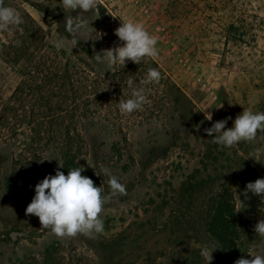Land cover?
<instances>
[{"label":"rangeland","instance_id":"1","mask_svg":"<svg viewBox=\"0 0 264 264\" xmlns=\"http://www.w3.org/2000/svg\"><path fill=\"white\" fill-rule=\"evenodd\" d=\"M4 3L20 13L26 28L33 20L46 44L67 55L95 57L108 30L115 31L121 20L142 23L157 40L158 55L152 59L191 100L206 126L199 121L188 129L160 119L133 126L130 120L117 134L110 119L94 120L83 133L81 175L109 199L100 214L104 230L92 238L57 237L25 212L39 181L56 170L67 175L56 152L47 151L36 162L24 157L22 191L5 183L13 167L0 162V264H166L176 250L197 256L205 247L213 250L209 264H234L241 257L251 259L248 253L264 256V237L254 231L264 219V201L241 195L248 182L264 178V139L227 149L204 132L225 117H231L226 124L231 128L244 109L264 112V0H97L95 9L77 17L85 27L76 46L65 29L69 12L60 0ZM13 33V26L0 31V42ZM60 38L64 46L57 48ZM18 80L16 67L0 57L1 95L8 97ZM257 150L259 162L249 158H256ZM104 168L126 194L111 196ZM218 185L234 203L237 237L231 250L221 249L205 227ZM237 196L245 204L242 210ZM201 256L208 264L209 257Z\"/></svg>","mask_w":264,"mask_h":264},{"label":"trees","instance_id":"2","mask_svg":"<svg viewBox=\"0 0 264 264\" xmlns=\"http://www.w3.org/2000/svg\"><path fill=\"white\" fill-rule=\"evenodd\" d=\"M97 15L103 13L97 10ZM13 28V37L0 42V57L16 67L19 75L8 97L0 93V162L13 167L5 178L7 185L24 190L25 158L36 162L47 151L56 152L67 170L84 166L78 159L84 149L83 133L94 120L110 119L117 134L123 133V124L130 120L133 126L159 119L188 129L199 121L206 126L191 100L152 58H143L138 64L128 61L124 66L97 64L86 53L67 55L47 45L44 32L31 19L29 27L20 24ZM108 34L102 50L122 43L113 29ZM149 68L159 71L160 79L143 84ZM129 79L133 87L145 88L148 102L125 115L118 105L131 98ZM205 227L221 249L234 248V203L226 189H220L211 202ZM182 250L172 252L166 264H204L200 254Z\"/></svg>","mask_w":264,"mask_h":264},{"label":"clouds","instance_id":"3","mask_svg":"<svg viewBox=\"0 0 264 264\" xmlns=\"http://www.w3.org/2000/svg\"><path fill=\"white\" fill-rule=\"evenodd\" d=\"M63 11H68L65 18V29L71 36V43L76 46L85 24L78 19L80 13H87L97 7V0H60ZM79 10L73 17L72 12ZM23 23L20 13L13 7L6 6L4 0H0V31H6L10 26H18ZM52 26V25H51ZM114 35L119 46L102 50L95 55L97 63L107 62L108 65L121 64L131 61L138 64L143 58H155L158 55L156 47L157 40L151 35L140 22L131 20H121V24L115 29ZM64 46L62 38L55 42V47ZM160 73L155 68H149L145 80L141 83L148 84L158 82ZM127 84L131 91V98L121 101L118 105L122 114H131L141 110L148 102L145 95V88L133 87V81L128 80ZM207 108L204 109V112ZM231 117H225L212 123L210 128L204 129L207 136L211 137V142L231 149L237 147L241 142H253L264 139V112H253L244 109L232 122L231 128H226V124ZM208 120H211V114ZM253 160L259 162V152H256ZM61 167V166H60ZM83 168L69 170L67 175L56 170L54 175H47L39 181L35 187L31 202L27 205L25 212L38 217L42 228L50 230L55 236L75 237L78 234L92 238L95 234L102 233L104 223L101 219L103 205L109 196L102 195V188L94 185L93 180L82 176ZM102 171L108 175V186L111 196L126 194L125 186L120 183L117 177L109 169ZM218 188L219 185H218ZM221 189V188H220ZM249 193L258 196L264 201V178H258L254 182L245 185L241 195L248 199ZM241 210L245 207L243 201L237 196ZM254 231L259 237H264V219H260L254 226ZM205 247L201 255L209 257L211 252ZM251 259L243 257L237 259L234 264H264V256L248 253Z\"/></svg>","mask_w":264,"mask_h":264}]
</instances>
